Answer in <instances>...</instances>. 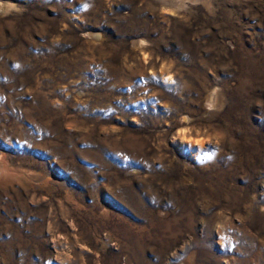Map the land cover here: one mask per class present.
<instances>
[{
	"label": "rangeland",
	"instance_id": "obj_1",
	"mask_svg": "<svg viewBox=\"0 0 264 264\" xmlns=\"http://www.w3.org/2000/svg\"><path fill=\"white\" fill-rule=\"evenodd\" d=\"M0 264H264V0H0Z\"/></svg>",
	"mask_w": 264,
	"mask_h": 264
},
{
	"label": "bare ground",
	"instance_id": "obj_2",
	"mask_svg": "<svg viewBox=\"0 0 264 264\" xmlns=\"http://www.w3.org/2000/svg\"><path fill=\"white\" fill-rule=\"evenodd\" d=\"M142 42H143V41H138V43H139L140 45H142ZM143 43H144V42H143ZM164 80L169 81V82L172 81V78H171L170 74H169L168 76H166V77L164 78ZM211 93H212V92H211ZM213 94H214V93H213ZM208 95H209V94H208ZM208 99H209V98H208ZM214 99H215V98H214V95H213L212 97L210 96V99H209L210 101L208 100V102L212 103V102L214 101ZM215 101H216V100H215ZM212 105H213V104H212ZM1 172H3V171L1 170Z\"/></svg>",
	"mask_w": 264,
	"mask_h": 264
}]
</instances>
